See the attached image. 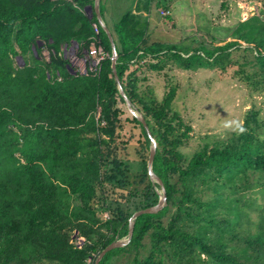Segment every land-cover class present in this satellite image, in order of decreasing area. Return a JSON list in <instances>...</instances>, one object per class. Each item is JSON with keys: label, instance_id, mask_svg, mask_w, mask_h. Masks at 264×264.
<instances>
[{"label": "trees", "instance_id": "1", "mask_svg": "<svg viewBox=\"0 0 264 264\" xmlns=\"http://www.w3.org/2000/svg\"><path fill=\"white\" fill-rule=\"evenodd\" d=\"M253 1L264 17V0ZM167 2L136 0L133 13H124L109 31L119 85L155 142L151 171L165 205L138 216L129 242L98 264H264L259 111L249 108L234 133L187 157L180 149L191 129L172 109L176 87L169 85L157 101L152 91L138 90L137 71L130 70L147 58L156 60L147 65L151 70L164 62L222 74L248 68L244 78L255 75L264 91V19L237 21L219 46L178 53L176 45L149 42L142 15L152 5L167 9ZM92 3L0 0V264H93L102 249L126 236L134 212L157 203L160 189L146 172L149 140L132 116L122 118L109 43L94 16L83 13ZM92 37L107 57L93 74L69 73L61 48L74 42L73 57H79ZM130 164L137 166L135 174ZM75 233L84 239L80 248L73 244Z\"/></svg>", "mask_w": 264, "mask_h": 264}, {"label": "rangeland", "instance_id": "2", "mask_svg": "<svg viewBox=\"0 0 264 264\" xmlns=\"http://www.w3.org/2000/svg\"><path fill=\"white\" fill-rule=\"evenodd\" d=\"M103 1L100 0L101 5ZM135 2L110 0L112 21L116 22L124 13L132 11ZM167 3V9L151 6L147 14H144L150 29L148 40L151 43L176 45L178 53L184 48L201 46L210 49L219 46L221 44L217 41H229L226 37L237 21L252 15L264 19L260 14V5L253 0H168ZM162 12L167 14L162 15ZM83 13L86 15L84 10ZM69 47L71 50L67 51ZM76 50L75 44L71 43L65 47V56H61L69 61V53L74 55ZM17 57L13 61L18 67ZM155 62L147 58L141 60L138 66L134 64L130 70L137 71L135 81L138 90L152 91L157 101H161L169 85L176 87L172 109L191 129L190 139L180 149L185 156L188 157L204 143L220 141L234 133L249 108L258 110L259 118L264 123L263 85L254 83L259 78L253 74L244 78V73H249L250 69L237 67L238 73L230 70L223 74L213 69L184 71L165 62L159 64L161 68L158 70L147 68V65ZM118 107L123 111L122 118L131 116L125 105L118 104ZM136 167L130 164L128 170L131 174L137 172ZM133 182L136 183L137 179ZM156 193L159 196L160 190ZM247 198H256L254 203H260L258 197L247 194ZM254 216L255 213L250 212V217Z\"/></svg>", "mask_w": 264, "mask_h": 264}, {"label": "water", "instance_id": "3", "mask_svg": "<svg viewBox=\"0 0 264 264\" xmlns=\"http://www.w3.org/2000/svg\"><path fill=\"white\" fill-rule=\"evenodd\" d=\"M83 10L86 12V15L88 18H91L92 15L94 16L97 25L101 28L102 32L104 33V35H105V37L109 43V47H110L109 60H110L111 75H112L114 82L116 84L117 92H118L120 98L123 100L124 105H125L128 113L141 125L142 129L144 130V132H145V134L149 140V148H148V155H147V161H146V172H147V176H148L149 181L152 184L158 185V187L160 189V194L158 196L157 203L154 206H151V207L146 208V209L138 210V211L134 212L131 215V217L128 219L126 236L124 238H121V239H115L114 241H112L110 244H108L104 249H102L99 252V254L96 256V258L94 259V262H93V264H98L99 260L102 258V256L105 253H107L113 249L123 247L129 242L131 235H132V228H133L134 220L142 214H155L156 212H158L165 205V196H164V190H163V187H162L160 180L151 171V163H152V159H153L154 152H155V142L152 139V137L150 136L149 131L147 129V126H146L142 116L139 113H137L135 111V109H133L130 102L127 100V98L123 94V91H122V89L119 85V82L117 80L116 73H115V63H116L115 48H114V44H113L112 37H111L109 30L101 21L100 13H99V0H93L92 6L85 7ZM39 44L40 43L37 42V45H39ZM17 60L19 61L18 67L21 68L23 65V62H22L20 57H17ZM68 72L73 74V71H71V69H69Z\"/></svg>", "mask_w": 264, "mask_h": 264}, {"label": "built area", "instance_id": "4", "mask_svg": "<svg viewBox=\"0 0 264 264\" xmlns=\"http://www.w3.org/2000/svg\"><path fill=\"white\" fill-rule=\"evenodd\" d=\"M165 14H167V12H162V15ZM263 16H264V11H263ZM92 28L94 35L96 36L97 35L96 26L92 25ZM65 47L67 46L61 48L62 56H65L64 53ZM70 50L71 48L69 47L67 51ZM48 54L49 53L46 50L41 51V55L43 56L42 58H45V60H48ZM68 56H70L68 61L69 69H71L73 73H76V75L85 76L87 74H93L97 72L100 62L107 57V54L102 50L96 37H92L91 42L89 43L87 49L82 52L81 56L73 57L71 53H69ZM102 217L106 218V214H103ZM73 239H74L73 244L76 248H80L84 244L83 237L77 235L76 233L73 235Z\"/></svg>", "mask_w": 264, "mask_h": 264}, {"label": "crops", "instance_id": "5", "mask_svg": "<svg viewBox=\"0 0 264 264\" xmlns=\"http://www.w3.org/2000/svg\"><path fill=\"white\" fill-rule=\"evenodd\" d=\"M99 6H100V12H101V14H100L101 20L103 19L105 21V23H108V24H106V27H107V29L109 31H111L112 25L115 22H113L112 19H111V4H110V0H104L102 5H101L100 0H99ZM131 13H133V11H131ZM142 15H144V14H142ZM103 20H102V23H104ZM148 33H150V29L149 28H148ZM71 43H74V42H69L68 45H70ZM75 46H76V44H75ZM43 50H45V49H43ZM67 70H69V68H67Z\"/></svg>", "mask_w": 264, "mask_h": 264}]
</instances>
